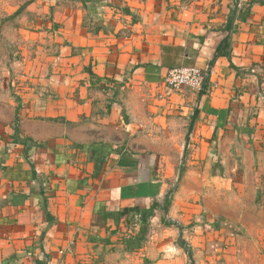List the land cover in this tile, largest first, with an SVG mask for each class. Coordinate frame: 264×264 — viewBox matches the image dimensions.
I'll return each instance as SVG.
<instances>
[{
	"label": "crops",
	"instance_id": "obj_1",
	"mask_svg": "<svg viewBox=\"0 0 264 264\" xmlns=\"http://www.w3.org/2000/svg\"><path fill=\"white\" fill-rule=\"evenodd\" d=\"M28 10L0 264H264V0ZM227 35L231 59L214 61ZM191 65L204 90L169 88L168 70ZM238 174L246 197L214 210Z\"/></svg>",
	"mask_w": 264,
	"mask_h": 264
},
{
	"label": "rangeland",
	"instance_id": "obj_2",
	"mask_svg": "<svg viewBox=\"0 0 264 264\" xmlns=\"http://www.w3.org/2000/svg\"><path fill=\"white\" fill-rule=\"evenodd\" d=\"M28 2L30 0H0V153L5 148L6 138L12 132L15 124L19 96L18 83L15 82L16 75L18 70L27 66L23 59L26 52H24L25 43H23V40H25V36L23 35L22 24L34 20L35 16L33 17L28 8L38 0H33L32 3ZM20 9L22 10L17 13ZM241 176L244 177L243 174ZM239 181L240 175L238 174L237 178L234 179L233 187L235 188H232L227 194H224L225 191L218 192L210 199L214 210L217 208L222 209L227 204L226 199H229V197L231 200H237L242 196L246 197L244 190L237 185ZM199 202L202 203V199ZM228 206L232 214L239 211V206H235V204ZM136 221L137 219L133 218L131 223L133 224Z\"/></svg>",
	"mask_w": 264,
	"mask_h": 264
},
{
	"label": "built area",
	"instance_id": "obj_3",
	"mask_svg": "<svg viewBox=\"0 0 264 264\" xmlns=\"http://www.w3.org/2000/svg\"><path fill=\"white\" fill-rule=\"evenodd\" d=\"M206 74L198 66H175L168 70L165 82L173 90L186 86L193 91L202 92Z\"/></svg>",
	"mask_w": 264,
	"mask_h": 264
},
{
	"label": "trees",
	"instance_id": "obj_4",
	"mask_svg": "<svg viewBox=\"0 0 264 264\" xmlns=\"http://www.w3.org/2000/svg\"><path fill=\"white\" fill-rule=\"evenodd\" d=\"M32 1L33 0H30V2H28V3H32ZM86 1H93V0H86ZM21 10L22 9L18 10L17 13H19ZM230 29H231V27H230ZM219 56H226L227 58L231 59V56H232V46H231V37L229 35H227L225 38H223L222 41L220 42V44L218 45L217 51H216V54H215V57H214V61ZM231 65H232V67H234L233 66V63H231ZM18 100H19V98H18ZM14 131H15V134H17L19 132V128H18V124H17V118L15 120ZM182 174H183V170L180 171V174L179 175L182 176ZM173 191L174 190H171L170 191V194H172ZM169 202H170V196L168 195L167 198H166V203L169 204ZM165 210H167V207H166ZM148 213L151 214L152 213V210H148Z\"/></svg>",
	"mask_w": 264,
	"mask_h": 264
}]
</instances>
